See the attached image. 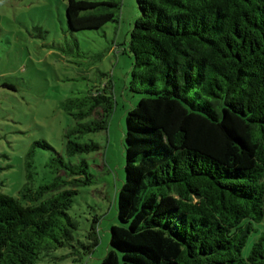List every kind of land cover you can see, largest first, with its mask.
Masks as SVG:
<instances>
[{
	"label": "trees",
	"instance_id": "obj_1",
	"mask_svg": "<svg viewBox=\"0 0 264 264\" xmlns=\"http://www.w3.org/2000/svg\"><path fill=\"white\" fill-rule=\"evenodd\" d=\"M65 2L71 32L120 22L121 0ZM135 2L128 89L141 98L126 112L117 225L100 264H264V0ZM110 90L62 101L73 121L63 152L35 142L17 196L0 192V264H34L73 240L68 211L95 180L83 155L101 149L80 141L107 130ZM35 147L52 153V178L37 186Z\"/></svg>",
	"mask_w": 264,
	"mask_h": 264
},
{
	"label": "rangeland",
	"instance_id": "obj_2",
	"mask_svg": "<svg viewBox=\"0 0 264 264\" xmlns=\"http://www.w3.org/2000/svg\"><path fill=\"white\" fill-rule=\"evenodd\" d=\"M121 4L118 24L75 33L68 30L65 0H0V192L17 196L25 183L26 154L35 142L63 152V135L73 121L61 109L62 101L106 83L114 99L107 130L80 141L92 139L101 149L83 155L95 180L80 189L68 211L76 223L73 240L34 264H100L109 250L125 174L126 112L141 98L128 89L133 59L126 50L137 5L135 0ZM51 154L34 148V186L51 180ZM92 227L95 247L88 238Z\"/></svg>",
	"mask_w": 264,
	"mask_h": 264
}]
</instances>
